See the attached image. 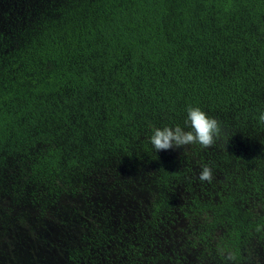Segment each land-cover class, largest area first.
<instances>
[{"label": "trees", "instance_id": "trees-1", "mask_svg": "<svg viewBox=\"0 0 264 264\" xmlns=\"http://www.w3.org/2000/svg\"><path fill=\"white\" fill-rule=\"evenodd\" d=\"M188 106L220 139L155 152L153 129L189 130ZM259 110L264 0H0V232L68 216V264L257 261ZM173 225L186 255L163 249Z\"/></svg>", "mask_w": 264, "mask_h": 264}, {"label": "rangeland", "instance_id": "rangeland-1", "mask_svg": "<svg viewBox=\"0 0 264 264\" xmlns=\"http://www.w3.org/2000/svg\"><path fill=\"white\" fill-rule=\"evenodd\" d=\"M136 194L133 192L132 195L136 196ZM118 200L123 210L136 206L135 199L132 201ZM3 227L0 232V264H68L61 247L53 245L63 243V239L68 237L72 239L73 234L79 231L75 221H70L68 216L61 218L60 221H39L33 215H28L14 222L13 226L7 227L4 224ZM171 228L167 230V239L163 249L169 252V256L177 253L186 255L178 248L181 234L177 229L178 225H173ZM42 239L47 243L46 246L41 242ZM257 255L259 256V253ZM263 256L264 254H261L260 258L262 259ZM163 264L168 263L163 262Z\"/></svg>", "mask_w": 264, "mask_h": 264}, {"label": "clouds", "instance_id": "clouds-1", "mask_svg": "<svg viewBox=\"0 0 264 264\" xmlns=\"http://www.w3.org/2000/svg\"><path fill=\"white\" fill-rule=\"evenodd\" d=\"M186 113L185 126L189 130H185L179 125L153 129L152 135L149 137V143L155 152L195 144H199L203 148H210L220 139L222 128L217 119L209 117L199 107L188 106ZM258 122L264 124V110H259ZM213 178L212 168L207 164L202 165L198 173V179L210 183ZM223 256L227 262L235 259L230 252L224 253Z\"/></svg>", "mask_w": 264, "mask_h": 264}, {"label": "flooded vegetation", "instance_id": "flooded-vegetation-1", "mask_svg": "<svg viewBox=\"0 0 264 264\" xmlns=\"http://www.w3.org/2000/svg\"><path fill=\"white\" fill-rule=\"evenodd\" d=\"M259 251H258V253H259V256L257 255V261H255V256L253 255V257L252 256H250V258H249V256L246 258V261L244 262V263H242V264H264V256H263V258L261 259L260 258V255L261 254H264V246L263 247H261V248H259L258 249ZM250 259V260H249ZM249 261V262H248ZM198 264H206V263H198ZM219 264H235V263H219ZM236 264H240V263H236Z\"/></svg>", "mask_w": 264, "mask_h": 264}]
</instances>
